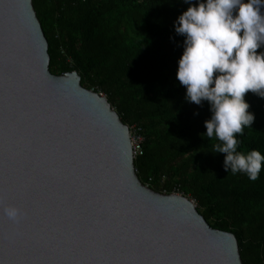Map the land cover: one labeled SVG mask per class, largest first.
<instances>
[{
    "label": "water",
    "instance_id": "95a60500",
    "mask_svg": "<svg viewBox=\"0 0 264 264\" xmlns=\"http://www.w3.org/2000/svg\"><path fill=\"white\" fill-rule=\"evenodd\" d=\"M49 59L32 0H0V264H243L188 197L140 182L129 127Z\"/></svg>",
    "mask_w": 264,
    "mask_h": 264
},
{
    "label": "trees",
    "instance_id": "16d2710c",
    "mask_svg": "<svg viewBox=\"0 0 264 264\" xmlns=\"http://www.w3.org/2000/svg\"><path fill=\"white\" fill-rule=\"evenodd\" d=\"M32 5L48 43L50 72L76 71L84 88L105 95L124 124L140 129L143 151L133 160L140 182L159 193L188 195L209 225L234 234L243 264H264V167L256 180L224 169L225 154L214 151L219 141L204 134L208 102L188 101L176 77L184 37L173 21L188 4L32 0ZM245 99L255 120L237 134V150L264 154V98L250 91Z\"/></svg>",
    "mask_w": 264,
    "mask_h": 264
},
{
    "label": "clouds",
    "instance_id": "9594fccd",
    "mask_svg": "<svg viewBox=\"0 0 264 264\" xmlns=\"http://www.w3.org/2000/svg\"><path fill=\"white\" fill-rule=\"evenodd\" d=\"M184 2L187 9L173 21L184 37L176 77L188 101L208 102L211 116L204 121V134L219 141L214 151L225 154L224 169L256 180L264 154L238 151L237 134L255 120L246 94L264 98V0ZM5 211L11 218L19 214L15 207Z\"/></svg>",
    "mask_w": 264,
    "mask_h": 264
},
{
    "label": "built area",
    "instance_id": "2783aa9c",
    "mask_svg": "<svg viewBox=\"0 0 264 264\" xmlns=\"http://www.w3.org/2000/svg\"><path fill=\"white\" fill-rule=\"evenodd\" d=\"M142 142H143V137L140 134V129L134 127L132 133L130 134V144H131L133 158L136 157L137 155L142 154L143 151Z\"/></svg>",
    "mask_w": 264,
    "mask_h": 264
},
{
    "label": "rangeland",
    "instance_id": "374dc122",
    "mask_svg": "<svg viewBox=\"0 0 264 264\" xmlns=\"http://www.w3.org/2000/svg\"><path fill=\"white\" fill-rule=\"evenodd\" d=\"M102 96H104L105 97V95H103L102 93H100ZM135 126H131L130 128H129V132H130V134L132 133V131H133V128H134ZM131 130V131H130ZM163 194H166V193H163ZM172 194H178V195H181V193H178V192H173ZM186 197H188L195 205H196V202L194 201V199H192V198H190L188 195H185Z\"/></svg>",
    "mask_w": 264,
    "mask_h": 264
}]
</instances>
